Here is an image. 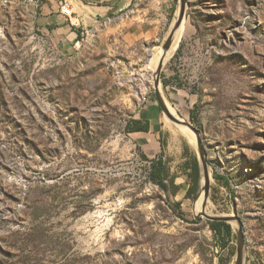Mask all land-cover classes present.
I'll return each mask as SVG.
<instances>
[{
	"label": "rangeland",
	"instance_id": "rangeland-1",
	"mask_svg": "<svg viewBox=\"0 0 264 264\" xmlns=\"http://www.w3.org/2000/svg\"><path fill=\"white\" fill-rule=\"evenodd\" d=\"M79 1L0 0V264H233L237 225L221 248L196 219L195 136L163 116L154 92L150 55L179 0H133L84 25ZM65 2L64 32L38 22ZM180 30L161 93L200 131L205 212L239 217L246 264H264V0H187ZM151 108L157 154L126 131ZM159 156L167 189L150 178Z\"/></svg>",
	"mask_w": 264,
	"mask_h": 264
},
{
	"label": "water",
	"instance_id": "water-1",
	"mask_svg": "<svg viewBox=\"0 0 264 264\" xmlns=\"http://www.w3.org/2000/svg\"><path fill=\"white\" fill-rule=\"evenodd\" d=\"M186 3L187 0H179L178 11L173 22L172 28L170 30L169 35L167 36L166 40L162 44L161 48L164 52V56L170 50V47L173 43L174 34L176 30L180 27L181 22L183 21L184 17H186ZM164 58V57H163ZM164 60L162 59L156 68L155 71V79L153 82L154 92L157 98V102L159 105V109L163 116L171 123L179 126V127H186L188 128L195 136V143L197 149V160L199 164V172H200V190L197 193L195 200L198 198L201 192H203L204 199L202 205V212L195 215L196 219L201 217L206 218L210 221H223L228 224L235 223L237 225V232H236V248L234 253L233 264H246V250H245V238H244V231H243V223L241 219L235 215H212L205 213L206 203L209 199V191H210V171H209V163L206 159L204 147L202 145V140L200 137V131L194 127L189 121L180 118L176 115L166 100L164 99L161 90H160V73L163 66Z\"/></svg>",
	"mask_w": 264,
	"mask_h": 264
},
{
	"label": "crops",
	"instance_id": "crops-1",
	"mask_svg": "<svg viewBox=\"0 0 264 264\" xmlns=\"http://www.w3.org/2000/svg\"><path fill=\"white\" fill-rule=\"evenodd\" d=\"M133 0H80L77 3L78 9L81 12V17L77 19L78 24L84 25L86 22H96L99 17L108 18L115 11L120 10L129 6ZM58 10L49 9L47 11H42L39 13L38 22L50 23L55 26L58 33L64 32L66 26L64 22L60 19L63 17ZM72 29V28H71ZM73 31V30H72ZM73 33L76 34L75 31ZM78 34H76L77 36ZM160 115L157 110L151 108L144 113L138 114L134 119H140L142 121H148L150 130L148 132H136L140 136L145 138L144 146H147L154 150L155 154L160 150V146L157 144V138H159V124ZM151 136H153L152 139ZM142 138V137H141ZM141 140V139H140ZM156 143V144H155ZM159 147V148H158ZM252 264H259L253 262Z\"/></svg>",
	"mask_w": 264,
	"mask_h": 264
},
{
	"label": "trees",
	"instance_id": "trees-1",
	"mask_svg": "<svg viewBox=\"0 0 264 264\" xmlns=\"http://www.w3.org/2000/svg\"><path fill=\"white\" fill-rule=\"evenodd\" d=\"M189 117L192 122L194 123L196 122L193 111L189 112ZM149 130H150V126H149L148 121L146 120L142 121L140 119H132L126 123L127 132H135V133L136 132H148ZM161 146L163 147V143ZM186 169H188V177L190 179V184L187 188L186 194L187 196H190V195L195 196L197 193V190L199 187V181H200V172H199V164H198L197 157L192 156V158H190V160L187 162ZM168 177H169L168 170L166 166L164 165V163L162 162L161 157L159 156L157 157V159H155L152 162V171L150 173V178H152V180L156 182L160 186V188L167 189L165 180ZM214 178H216L217 180L222 179L223 183L226 186H228V180L225 177L220 176V175H215ZM170 182L172 183V186L174 188L173 192L175 193L178 189V186L173 185L174 183L173 179H170ZM207 224L209 228L211 229V231L213 232L215 238L218 240L221 248H225L229 244L231 238L234 235L231 224H228L223 221H216V220L214 221L208 220Z\"/></svg>",
	"mask_w": 264,
	"mask_h": 264
},
{
	"label": "bare ground",
	"instance_id": "bare-ground-1",
	"mask_svg": "<svg viewBox=\"0 0 264 264\" xmlns=\"http://www.w3.org/2000/svg\"><path fill=\"white\" fill-rule=\"evenodd\" d=\"M185 21H186V17H184V19H183V21L181 22V25H180V27L182 26V23H183V25L185 26ZM180 27L176 30V32H175V34H174V39H173V43H172V45H171V47H170V50L167 52V54L164 56V52H163V50H162V48L161 47H159L155 52H153V53H151V55H150V58H151V60H152V62H153V64L157 67V65H158V63L163 59L164 60V63H166L172 56H173V54H174V52H175V50H176V48H177V45H178V43H179V39H180V37H181V30H180ZM182 29V28H181ZM179 30H180V32H179ZM177 31H178V34H177ZM164 57V58H163ZM154 79H155V75H154V77H153V82H154ZM172 111H173V109H172ZM168 123V122H167ZM169 125V124H168ZM181 128V130H183V132H184V134L188 137V138H190V140L192 141L193 139V136H192V133H191V131L188 129V128H186V127H180ZM189 140V139H188ZM190 141V142H191ZM202 193V192H201ZM201 193H200V195H201ZM199 206V205H198ZM199 209V208H198ZM199 213H201V212H196V215L197 214H199ZM205 213H207V214H211V213H208V212H205ZM226 215V214H225Z\"/></svg>",
	"mask_w": 264,
	"mask_h": 264
},
{
	"label": "built area",
	"instance_id": "built-area-1",
	"mask_svg": "<svg viewBox=\"0 0 264 264\" xmlns=\"http://www.w3.org/2000/svg\"><path fill=\"white\" fill-rule=\"evenodd\" d=\"M60 13L65 17H70L73 14L72 8L69 3H63L60 6Z\"/></svg>",
	"mask_w": 264,
	"mask_h": 264
}]
</instances>
